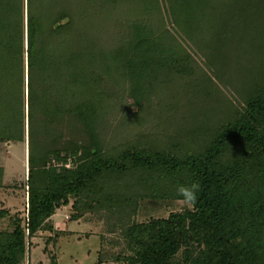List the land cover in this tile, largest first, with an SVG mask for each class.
<instances>
[{"label":"trees","instance_id":"obj_1","mask_svg":"<svg viewBox=\"0 0 264 264\" xmlns=\"http://www.w3.org/2000/svg\"><path fill=\"white\" fill-rule=\"evenodd\" d=\"M262 15L264 0H0V151L28 138L27 208L0 207V264L28 261L43 230L56 246L63 229L47 223L69 204L75 221L121 216L125 248L100 264H264V59L247 67L227 49L257 20L264 48ZM200 52L215 74L198 70ZM106 77L130 82L132 117L154 134L107 147ZM216 79L237 82L235 95ZM193 182L191 206L137 218Z\"/></svg>","mask_w":264,"mask_h":264},{"label":"rangeland","instance_id":"obj_2","mask_svg":"<svg viewBox=\"0 0 264 264\" xmlns=\"http://www.w3.org/2000/svg\"><path fill=\"white\" fill-rule=\"evenodd\" d=\"M131 4L129 3L127 8ZM259 6V5H257ZM125 9V11L127 10ZM258 9H260L258 7ZM252 10V8H251ZM119 15L120 24H126V20L132 18L126 12ZM264 19V15L260 16ZM263 23V22H262ZM116 25V24H113ZM168 28H172L171 23H167ZM254 27H250L249 31L244 35L243 30L238 32L239 48L230 45L227 49L230 51V57L235 62H241L248 66H259L258 64L264 59V48H260L261 38L263 37V30L261 28V21H255ZM119 29V25H117ZM117 28L115 31L118 32ZM108 41H103V47H110L113 45L112 39L109 37ZM238 54V55H237ZM203 54L200 52L195 55L198 70L204 72L211 71L215 74V69H211L207 65L206 59H203ZM218 78V76H217ZM107 87L105 91L114 95L111 101V111L104 123L98 127V133L104 139L108 148L120 146L122 143L136 138L137 133L153 131V123L145 117L144 124L140 121L134 120L133 114L137 113V108L130 107L129 104L132 99L129 96L130 82H122V84L115 85L106 77ZM217 86L227 90L228 96L232 93L235 95L234 87L237 82L232 84L222 85L220 79L214 81ZM154 91V89H150ZM234 93V94H233ZM150 98L153 100L155 106L157 100L161 98L160 94L150 93ZM146 101V100H145ZM143 100V104L146 105ZM144 105V106H145ZM155 108V107H154ZM182 110L183 107H180ZM146 116V115H144ZM143 116V117H144ZM0 164L4 167V180L9 187L0 188V207L7 208L11 213L24 214L27 208V188H23L27 179L28 172V138L26 142H8L0 151ZM139 212L138 219L146 220L151 216H168L171 211H179L187 204L184 200H167V202L153 204L149 201L145 203ZM71 206L66 205L59 208L56 214L48 221L47 224L54 226V231L63 229V233L59 234L56 246L47 243V238L54 232L50 230H43L37 238L33 239V248L29 260L24 264H52L51 252H55L57 264H100L99 256L103 252L105 257L111 254H119L125 248V241L122 239L119 213H109L107 210L97 209L95 211H85V219L72 220ZM8 227V220L0 221V229ZM51 247L49 251L45 248ZM102 264H118L116 260L108 258Z\"/></svg>","mask_w":264,"mask_h":264},{"label":"clouds","instance_id":"obj_3","mask_svg":"<svg viewBox=\"0 0 264 264\" xmlns=\"http://www.w3.org/2000/svg\"><path fill=\"white\" fill-rule=\"evenodd\" d=\"M200 185L198 182H193L190 186L181 185L177 188V193L183 198L186 204L191 206L197 199V193Z\"/></svg>","mask_w":264,"mask_h":264}]
</instances>
